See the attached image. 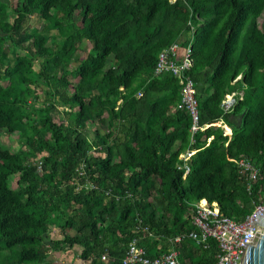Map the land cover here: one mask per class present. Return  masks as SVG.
<instances>
[{
    "label": "trees",
    "instance_id": "obj_1",
    "mask_svg": "<svg viewBox=\"0 0 264 264\" xmlns=\"http://www.w3.org/2000/svg\"><path fill=\"white\" fill-rule=\"evenodd\" d=\"M9 1L0 130L23 148L0 140V264H57L54 229L52 249L69 258L78 247L84 264H123L135 239L150 258L177 249L184 264H218L214 240L188 235L201 200L242 222L264 195V0ZM176 42L192 45L199 126L215 124L194 135L177 109L182 80L155 74ZM187 150L197 153L184 179ZM243 157L259 172L252 192L234 162Z\"/></svg>",
    "mask_w": 264,
    "mask_h": 264
},
{
    "label": "built area",
    "instance_id": "obj_2",
    "mask_svg": "<svg viewBox=\"0 0 264 264\" xmlns=\"http://www.w3.org/2000/svg\"><path fill=\"white\" fill-rule=\"evenodd\" d=\"M171 1L177 2L179 0ZM192 67V45L183 46L181 43L176 42L160 53L155 68V74L160 76L168 73L182 80L183 96L177 109L185 110L190 114L193 120L191 133L194 135L199 130L204 131L208 128H212L214 124L206 127L199 126L200 115L196 98V87L190 76ZM139 96L142 95L140 94ZM235 103L236 99L234 96L227 95L223 101L222 109L226 114L230 113ZM224 134L225 136H231L232 132L230 134L224 132ZM212 139L213 138H210L208 142L211 143ZM196 153V151L187 150L179 156L184 165L178 168L184 170V179L191 171L190 162ZM234 162L238 166L240 173L245 176L248 181V191L252 192L253 186L259 177L258 170L247 158L243 157ZM262 195L263 194L260 192L259 201H261V203L257 205L254 213L242 222H237L223 216L220 205L217 202L210 203L205 199L201 200L194 205L192 215L194 230L190 232L188 238L195 241L198 245L205 247H207L208 241L212 239L218 244L220 250L218 264H240L244 245L249 247L255 246L264 231L259 225L256 226L254 230H251L253 218L259 211L264 209V197ZM185 239L186 236H179L173 243L178 245ZM102 259L103 261L108 260L107 256H103ZM123 264H184V262L182 261L181 251L177 249L158 258H150L145 248L139 245V240L135 239L130 243L126 251Z\"/></svg>",
    "mask_w": 264,
    "mask_h": 264
},
{
    "label": "rangeland",
    "instance_id": "obj_3",
    "mask_svg": "<svg viewBox=\"0 0 264 264\" xmlns=\"http://www.w3.org/2000/svg\"><path fill=\"white\" fill-rule=\"evenodd\" d=\"M3 1H7L8 3L10 2L9 0H3ZM183 13L185 14V11L180 10V13L178 14V16L180 17L181 15H184ZM77 22L79 25H81V20L79 18H77ZM42 26H43V24H40L38 29H41ZM91 48H92V45L89 42L84 41V43L82 44V48L79 49V51L77 52V58L81 61H84ZM39 63L40 62H37V65ZM222 125H223L222 129L225 130L224 132H227L229 134L232 132L230 129L226 128L225 124L222 123ZM214 126H215V124H214ZM229 130H230V132H229ZM91 138L96 139L94 131L91 132ZM0 140L3 144L6 145V147H12V148H15L17 150L20 148H23V144L21 143V140L17 134L10 136L8 134H5L2 130H0ZM262 196L264 197V195H262ZM60 239H62V235H61L60 231L58 229H54L52 231L51 235L49 236V239L46 242L47 246L50 247V249H51L49 252L50 257L53 260H56L57 264H84L83 261H81L79 258V255L81 253V249L78 247L72 251L69 258L66 255V253L68 251L65 252V250H64V251L57 252V251H54L52 249L53 241L54 240H60Z\"/></svg>",
    "mask_w": 264,
    "mask_h": 264
},
{
    "label": "water",
    "instance_id": "obj_4",
    "mask_svg": "<svg viewBox=\"0 0 264 264\" xmlns=\"http://www.w3.org/2000/svg\"><path fill=\"white\" fill-rule=\"evenodd\" d=\"M251 225V230L258 225L264 229V209L255 215ZM240 264H264V231L255 246L244 245Z\"/></svg>",
    "mask_w": 264,
    "mask_h": 264
},
{
    "label": "crops",
    "instance_id": "obj_5",
    "mask_svg": "<svg viewBox=\"0 0 264 264\" xmlns=\"http://www.w3.org/2000/svg\"><path fill=\"white\" fill-rule=\"evenodd\" d=\"M241 95H242V94H241ZM221 123L225 124L223 121H222ZM226 128L230 129L228 126H226ZM230 130H231V129H230ZM230 130H229V132H230ZM231 131H232V130H231Z\"/></svg>",
    "mask_w": 264,
    "mask_h": 264
},
{
    "label": "bare ground",
    "instance_id": "obj_6",
    "mask_svg": "<svg viewBox=\"0 0 264 264\" xmlns=\"http://www.w3.org/2000/svg\"><path fill=\"white\" fill-rule=\"evenodd\" d=\"M222 128H223V126H222Z\"/></svg>",
    "mask_w": 264,
    "mask_h": 264
}]
</instances>
